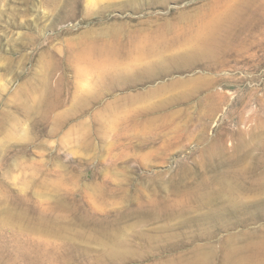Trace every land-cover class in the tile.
<instances>
[{
    "label": "rangeland",
    "instance_id": "374dc122",
    "mask_svg": "<svg viewBox=\"0 0 264 264\" xmlns=\"http://www.w3.org/2000/svg\"><path fill=\"white\" fill-rule=\"evenodd\" d=\"M0 264H264V0H0Z\"/></svg>",
    "mask_w": 264,
    "mask_h": 264
},
{
    "label": "bare ground",
    "instance_id": "6f19581e",
    "mask_svg": "<svg viewBox=\"0 0 264 264\" xmlns=\"http://www.w3.org/2000/svg\"><path fill=\"white\" fill-rule=\"evenodd\" d=\"M216 26V24H214L213 26H211V27H209V30H210V33H209V36L208 37H210L212 34H213V28ZM219 29L217 28V31H218ZM207 35H208V33H207ZM217 39H221V37H220V35H219V37L217 38ZM208 44V48H210V49H212V47L214 46V45H216L217 44V42L215 41V39L213 38V39H210L209 41H207V43L205 44V46ZM138 51V50H137ZM141 52V51H140ZM146 52V51H145ZM139 53V52H138ZM144 53V52H143ZM86 54H90V51H86ZM142 54V53H141ZM111 58V57H110Z\"/></svg>",
    "mask_w": 264,
    "mask_h": 264
}]
</instances>
